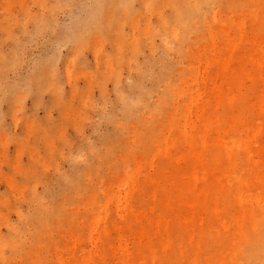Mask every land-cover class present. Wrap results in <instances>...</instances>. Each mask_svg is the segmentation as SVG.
<instances>
[{
  "label": "rangeland",
  "instance_id": "374dc122",
  "mask_svg": "<svg viewBox=\"0 0 264 264\" xmlns=\"http://www.w3.org/2000/svg\"><path fill=\"white\" fill-rule=\"evenodd\" d=\"M193 2L0 0V264H264V0Z\"/></svg>",
  "mask_w": 264,
  "mask_h": 264
},
{
  "label": "bare ground",
  "instance_id": "6f19581e",
  "mask_svg": "<svg viewBox=\"0 0 264 264\" xmlns=\"http://www.w3.org/2000/svg\"><path fill=\"white\" fill-rule=\"evenodd\" d=\"M192 4L194 3L193 0H191ZM124 5L121 4V3H118L117 1H114L110 4L109 6V9L108 11H111V16H114V13H112L113 11H117L118 8H121V9H124ZM258 28H260L259 25L255 24L251 31L253 33H256V34H259V30ZM255 47L256 48H260V50L258 51V56L255 60V64H256V68L258 70V78H263L264 79V71H262L263 67H264V46H261L260 43H254ZM263 66V67H262ZM261 71V72H260ZM262 94L264 96V88L262 90ZM261 106H260V109L262 112H264V102L262 101L261 102ZM187 129H185V133H187ZM189 134V136H192V132L190 131V133H187V135ZM254 142V139L253 137H244V138H239L237 140H231L230 142L229 141H225L224 142V152L226 154V156L230 159L231 156H232V147L233 146H236L237 148H242V149H245V150H248L250 148V145ZM120 206V205H119ZM119 217H118V223L119 224H123L125 222V219H124V214H122L121 212H119ZM143 215V214H142ZM135 220L137 221V223L139 222L140 224H148L150 220H148V217H144V216H139V215H136L135 216ZM105 223V221H104ZM40 230L41 232L38 234V238H40V236H42L43 234V230H45V228H47L46 226V223H44L43 221L40 222ZM103 229H107L106 225L104 224L102 226ZM47 230V229H46ZM15 231V227H12V233ZM47 232L50 233L49 230H47ZM2 242H7V243H11L12 242V237H6V236H1L0 235V243ZM257 243L253 245L252 247V251H253V258H252V262L251 264H254V258H255V255L257 253ZM264 245V244H263ZM103 253H104V249L101 247V246H98L96 243H95V247H94V250L92 251V255L91 256H87V257H81L78 261L77 258H75L73 255H74V252L72 250H70L68 253H67V257L65 259H63V262H66L65 264H89L90 260H95V261H99L97 264H102L100 261H101V258L103 256ZM115 253V261H112L110 260V264H127L131 261L135 262V258H136V251H135V254H129L126 252L125 248L121 247L119 249H117L116 251H114ZM0 259L3 260V257H1L0 255ZM76 259V260H75ZM6 260V259H5ZM4 260V261H5ZM74 261V263H73ZM126 262V263H125ZM137 264H141V260L137 259L136 260ZM133 264V263H132Z\"/></svg>",
  "mask_w": 264,
  "mask_h": 264
}]
</instances>
